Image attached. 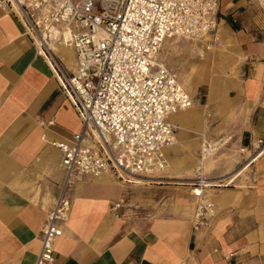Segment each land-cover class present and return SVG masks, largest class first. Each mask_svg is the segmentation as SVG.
Instances as JSON below:
<instances>
[{
    "label": "crops",
    "instance_id": "0c3cea01",
    "mask_svg": "<svg viewBox=\"0 0 264 264\" xmlns=\"http://www.w3.org/2000/svg\"><path fill=\"white\" fill-rule=\"evenodd\" d=\"M218 2L213 37L225 50V62L234 66L223 70L232 74L209 86L203 104L169 122L177 130L174 144L182 147L197 149L201 138L214 131L232 136L235 147L248 151L243 163L264 140V17L253 0ZM54 55L69 76L75 68L73 50L59 48ZM50 65L18 20L0 9V264L35 263L40 230L65 178L60 151L52 144L70 140L82 126ZM186 74L181 83L186 79L184 87L192 91L197 81ZM208 113L219 121L214 129L207 126ZM215 164L199 161L197 166L206 170ZM248 170V182L234 184ZM233 171L213 181H232L233 186L215 190V214L198 231L188 219L119 215L113 206L119 207L125 191L109 178L73 180L55 264H264V154L248 168ZM165 177L180 184L189 180L170 157Z\"/></svg>",
    "mask_w": 264,
    "mask_h": 264
},
{
    "label": "built area",
    "instance_id": "2783aa9c",
    "mask_svg": "<svg viewBox=\"0 0 264 264\" xmlns=\"http://www.w3.org/2000/svg\"><path fill=\"white\" fill-rule=\"evenodd\" d=\"M253 1L264 17V0ZM0 9L11 13L24 35L38 42L82 125L70 140L52 144L60 151L65 178L40 230L34 264H55V244L71 210L70 179L109 178L126 184L162 180L166 151L175 141L176 128L169 118L190 109L194 99L173 72L157 64V56L166 40L202 41L213 36L219 25V2L0 0ZM61 45L75 54L69 76L52 49ZM221 146L202 139L200 158ZM262 154L264 140H259L246 165ZM207 181L199 177L190 183V194L197 200L193 231L207 228L215 214L208 188L231 185Z\"/></svg>",
    "mask_w": 264,
    "mask_h": 264
},
{
    "label": "rangeland",
    "instance_id": "374dc122",
    "mask_svg": "<svg viewBox=\"0 0 264 264\" xmlns=\"http://www.w3.org/2000/svg\"><path fill=\"white\" fill-rule=\"evenodd\" d=\"M205 39L202 41L180 39L177 42H173V49L169 48L165 50L163 45L159 57V60H161V57L164 59L163 65L176 75L180 83V77H186V73L189 74L190 78L196 79V84L192 85L193 90L188 91L186 89L194 99V106L198 104L197 102L203 104L206 100L209 86L216 80L220 82L222 78H228L232 73L225 71H230L234 67L230 62H225L226 59H223L225 50H221L220 45L215 44L213 36ZM173 40L170 39L171 42ZM208 47H210L209 50L207 49ZM199 51L202 53V56L199 54ZM219 100H221L220 97ZM226 100L229 101V98L226 97ZM213 114H207V126H210V129H214L219 124L218 119L216 120ZM231 137L214 131L213 133H206L205 139L201 138L200 144L202 139L208 140L212 144H221L229 139L228 143L219 147L218 150L208 157L211 158V162L214 160L216 164L211 169L206 170H200L197 166V163L201 159L200 145L196 149L190 146L182 147L179 143L174 144L175 146H172L167 153V159L170 157L178 169L183 171L184 178L189 179L184 184L178 183L179 181L177 180L162 179L159 183H147L145 186L139 187L134 184H126L111 179L117 182L125 191L124 200L119 203V207L113 206L114 211L119 215L129 218L145 216L162 222H181L183 219H188L192 225L197 200L190 194V183L199 177L208 179V182H213L223 177V174L226 172H231L234 169L235 171L232 173H235L247 164V162L243 161L241 163V157L245 156V154L248 156V151L244 150V152H241V148L234 146V138ZM175 141L177 142L176 138ZM206 163L204 162L203 164ZM234 166L236 167L234 168ZM187 169L191 170L192 175L188 176L186 174ZM163 173V177L166 178L167 171ZM248 179L249 170L236 180L241 181V183L235 181L234 184H238V186L245 184L244 182H248ZM220 184H226V181H221ZM231 186L233 184L228 187ZM228 187H211L208 188L209 192L207 193L212 199L215 190Z\"/></svg>",
    "mask_w": 264,
    "mask_h": 264
},
{
    "label": "bare ground",
    "instance_id": "6f19581e",
    "mask_svg": "<svg viewBox=\"0 0 264 264\" xmlns=\"http://www.w3.org/2000/svg\"><path fill=\"white\" fill-rule=\"evenodd\" d=\"M63 32V35L64 36H67V31L66 30H63L62 31ZM174 40L171 42L170 40H166L165 42H164V48H165V50L166 49H173V42H177V41H179L180 39H184V40H189V39H185V38H182V37H176V38H173ZM206 40V39H205ZM36 44H37V47L39 46V44H38V42H36ZM58 46H52V49L54 50V52H56L57 54H58V52H59V48H64L65 46H59L58 48H57ZM69 48V47H68ZM207 49H209V47L207 48ZM161 50H162V48H161ZM161 50H160V52L158 53V56H157V64L158 65H162V66H164L163 65V58L161 57V60H159V57H160V53H161ZM164 51V50H163ZM38 52L41 54V55H44V52H43V50H41L39 47H38ZM200 52V51H199ZM165 54V53H164ZM68 55V54H67ZM68 57H69V55H68ZM48 61V63H49V65L51 64V62L49 61V60H47ZM50 66H52L51 68L54 70V66L51 64ZM165 67V66H164ZM180 82V81H179ZM184 82H185V85L187 84V80L186 79H184ZM184 82H182L181 84H182V86L184 87ZM186 89V88H185ZM194 106V105H193ZM193 106L191 107V108H193ZM190 108V109H191ZM190 109H188V110H190ZM188 110H184V111H178V112H175L174 114H172L171 116H173V115H175V114H179V113H182V112H186V111H188ZM170 116V117H171ZM205 139V138H204ZM226 142H224L223 143V145L225 144ZM174 145V144H173ZM171 149V148H170ZM170 149H168L166 152H168ZM200 162L201 163H204V162H207L206 164H211L212 162H211V158H204L203 160L202 159H200ZM246 166V168H248L249 166L248 165H245ZM171 169V168H170ZM167 171V169L165 170V172ZM164 172V173H165ZM163 173V174H164ZM161 179H163V180H168L167 178H164L163 177V175L160 177ZM73 180H76L75 178H73V179H70V181H69V185H70V183L73 181ZM208 182V181H207ZM218 182H221V181H218ZM133 183H143V184H147V183H145V182H143V181H141V180H136V181H134ZM209 183V182H208ZM227 184H231L232 183V181H229V182H226ZM210 184H212V183H210ZM210 184H208V185H210ZM37 196V195H36ZM35 198V197H34ZM37 198V197H36ZM48 203H49V199H48V197H46L45 198V200H44V204L47 206L48 205Z\"/></svg>",
    "mask_w": 264,
    "mask_h": 264
}]
</instances>
